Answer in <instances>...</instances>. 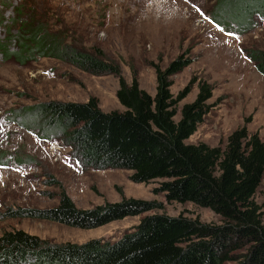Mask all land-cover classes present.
<instances>
[{"label": "trees", "instance_id": "trees-1", "mask_svg": "<svg viewBox=\"0 0 264 264\" xmlns=\"http://www.w3.org/2000/svg\"><path fill=\"white\" fill-rule=\"evenodd\" d=\"M256 18H264V0H215L210 11L216 26L236 34L249 31ZM49 28L41 17L27 15L0 42V54L19 65L48 57L92 75H114L115 96L123 110L103 112L95 97L45 101L11 111L9 121L40 138L64 142L84 168L129 170L128 178L135 183L161 179L154 194L162 193L167 202L209 208L222 223L156 213L142 217L117 240L82 243H51L11 229L0 234V264H225L238 250L243 253L236 264H264V197L259 203L255 200L264 187V140L248 132L250 119L234 129L224 145L187 143L214 106L209 103L211 85L200 81L194 99L177 109L194 79L173 95L171 77L190 58L179 54L164 68L153 64L156 84L151 95L140 88L136 71L127 83L119 65L107 60L101 49L79 48L67 41L64 31ZM249 58L264 76V51L253 50ZM9 163L0 153V167ZM160 207L156 200L121 195L117 201L78 208L61 189L53 207L8 208L5 216L89 229Z\"/></svg>", "mask_w": 264, "mask_h": 264}, {"label": "rangeland", "instance_id": "rangeland-1", "mask_svg": "<svg viewBox=\"0 0 264 264\" xmlns=\"http://www.w3.org/2000/svg\"><path fill=\"white\" fill-rule=\"evenodd\" d=\"M214 1L0 0V42H5L27 15L41 17L50 30L64 31L73 45L101 49L107 60L119 65L127 83L136 71L140 88L151 95L156 84L152 65L164 68L184 54L191 62L171 77L170 92L176 95L191 79L194 82L177 109L194 99L200 81L211 85L209 103H214L186 142L224 145L246 118L250 119L248 132H256L264 140V76L249 58L253 50L264 51V18H256L253 27L242 34L225 32L210 19ZM9 46L14 47L11 42ZM117 88L118 79L111 74L92 75L48 57L19 65L0 54V153L10 159L8 166L0 167V234L21 229L51 243L114 241L142 217L156 213L182 215L205 224L222 223L209 208L167 202L162 193L154 194L152 190L161 179L135 183L128 178L129 170L84 168L64 142L40 138L8 119L11 111L40 102H83L89 97L97 99L103 112L122 111L115 96ZM61 189L78 208L117 201L121 195L156 200L161 207L89 229L5 216L8 208L53 207ZM263 197L261 186L255 200L259 203ZM242 253L236 251L225 264H236Z\"/></svg>", "mask_w": 264, "mask_h": 264}]
</instances>
